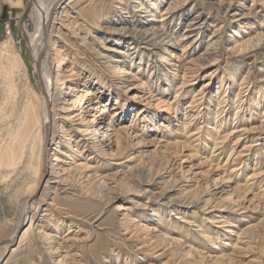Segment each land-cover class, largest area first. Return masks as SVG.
I'll return each instance as SVG.
<instances>
[{"label": "rangeland", "instance_id": "1", "mask_svg": "<svg viewBox=\"0 0 264 264\" xmlns=\"http://www.w3.org/2000/svg\"><path fill=\"white\" fill-rule=\"evenodd\" d=\"M29 4L0 0V241L37 189L34 224L0 264H264V0L56 10L47 183Z\"/></svg>", "mask_w": 264, "mask_h": 264}, {"label": "bare ground", "instance_id": "2", "mask_svg": "<svg viewBox=\"0 0 264 264\" xmlns=\"http://www.w3.org/2000/svg\"><path fill=\"white\" fill-rule=\"evenodd\" d=\"M71 1L72 0H29L30 4L28 7V13L30 16H32L34 18V24H35L34 32L29 33V37H30V40L32 42V47H33L34 64H35L36 70H37V67L39 65V68H40L39 70H40L41 79H42V82H40V87H41V92H40V94H41V114H42V116L40 115L42 117L41 166L43 168V171L45 172V174L42 172V178H43V181H45L46 183L51 182L52 174H53L52 173L53 168L56 165L55 161L61 160L59 154L62 153V151H60V150L58 151V149H57L58 146L55 145L56 143H54V142L51 143V141L54 138L53 132L51 130L50 139L48 141L49 142L48 143V151H46V154H45V145H46L45 125L49 120L48 119L49 118L48 117V108L46 105L47 101H49V103H50L52 127H53V121H55V119L57 118V116L53 113L54 110L52 107V102L54 101L53 87L56 84L55 80H56L57 74H56V72L53 71L52 64L50 62V56L52 54V49H54V44H55V42H54V40H52V37L50 34V26H51V22H52V16H54V13L56 12V10H58V9L60 10L61 8H64L63 5H65V6L69 5ZM55 71H57V69ZM42 88H44L47 92V95H48L47 100L42 94ZM73 88L74 87H72L71 85H68L65 88L64 93L67 95H64V102L63 103L68 101V99H67L68 94H70V91L73 90ZM34 108L35 107L31 106L32 110H31V114H30L29 118H32V119L37 118V114L35 113L36 111ZM60 109L67 110V107L65 105H62ZM104 113H105V110H103L101 112V115H103ZM59 114H57V115H59ZM32 119H31V121H32ZM35 119H34V121H35ZM34 121L32 123H34ZM104 128H105V126H104ZM212 129H214V128H212ZM87 130L88 129H83L81 131L85 132ZM107 130H109V129H107ZM23 131H24V129H23ZM104 132H106V130ZM20 136H21V134H20ZM50 143H51V146H50ZM12 147L8 146L7 149L5 148V152H6L7 156L9 154L10 155L9 157H11V159H13L15 157V154L13 152ZM13 148H15V147H13ZM17 149H19V148H17ZM49 150H52L51 153H49ZM53 150H55V151H53ZM44 160H46V161L44 162ZM36 190L34 192H32L24 202L22 213H21V216L19 219V223H18L17 227L14 229V231L11 233V235L7 238L10 240V243L1 245L0 251L2 250L4 252H6L8 249L12 248L11 246H12V243L14 242L15 236H16L19 228L22 226V224L25 220L30 222V224H29V226L25 225L23 232L21 233V236L18 237L17 240L19 243L22 241L24 234L29 230V228H31L32 224H34L33 223V215L31 214V211L33 209V205H32L31 201L29 202V199L34 196ZM47 235L46 234L44 235L43 233L40 234L41 237H45L47 239L48 243H50L49 249L52 250L54 248L51 245L52 239L49 235L48 236ZM0 260H1V257H0Z\"/></svg>", "mask_w": 264, "mask_h": 264}, {"label": "water", "instance_id": "3", "mask_svg": "<svg viewBox=\"0 0 264 264\" xmlns=\"http://www.w3.org/2000/svg\"><path fill=\"white\" fill-rule=\"evenodd\" d=\"M40 68H39V65H38V67H37V73H38V76H39V79H40V82H42V79H41V74H40V70H39ZM42 94H43V96L46 98V100L48 99V95H47V92H46V90L44 89V88H42ZM46 105H47V108H48V122L46 123V125H45V140H46V145H45V154H46V151H48V141H49V139H50V135H51V130H52V125H51V112H50V103H49V101H47L46 102ZM46 156V155H45ZM46 158V157H45ZM46 160H44V162H45ZM30 200H31V198L29 199V202H30ZM27 220H25L24 222H23V224H22V226L21 227H23L24 226V224H25V222H26ZM20 227V228H21ZM19 230H18V232H17V234H16V236H15V239H14V241L17 239V237H18V234H19ZM8 243H10V240L9 239H5V240H2L1 242H0V246L1 245H4V244H8Z\"/></svg>", "mask_w": 264, "mask_h": 264}]
</instances>
